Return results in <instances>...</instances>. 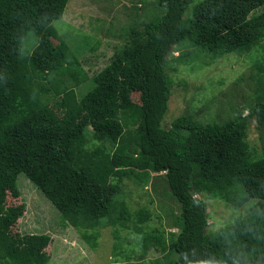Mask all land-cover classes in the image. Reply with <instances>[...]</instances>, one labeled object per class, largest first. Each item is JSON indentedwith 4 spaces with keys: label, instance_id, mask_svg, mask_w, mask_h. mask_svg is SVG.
<instances>
[{
    "label": "trees",
    "instance_id": "trees-1",
    "mask_svg": "<svg viewBox=\"0 0 264 264\" xmlns=\"http://www.w3.org/2000/svg\"><path fill=\"white\" fill-rule=\"evenodd\" d=\"M68 2L0 0V264L49 260V235L12 230L25 208L6 203L20 195L19 173L64 222L85 227L81 234L92 246L99 225L119 235L128 222L150 217L146 207L132 211L117 198L121 181L147 183L162 173L179 204L178 232L142 233L143 251L158 248L167 264H264V209L207 232V205L195 196L234 205L264 200V135L257 154L246 138L251 118L264 127V67L245 114L207 122L182 114L162 125L173 86L166 70L172 46L187 41L213 57L251 52L264 43V0H154L161 13L129 24L123 44L91 77L67 41L51 40L52 22ZM88 79L78 96L76 87ZM50 95L58 96L53 104Z\"/></svg>",
    "mask_w": 264,
    "mask_h": 264
},
{
    "label": "rangeland",
    "instance_id": "rangeland-1",
    "mask_svg": "<svg viewBox=\"0 0 264 264\" xmlns=\"http://www.w3.org/2000/svg\"><path fill=\"white\" fill-rule=\"evenodd\" d=\"M160 13L154 0H69L62 18L52 22L55 32L51 40L55 44L67 41L85 73L91 77L108 63L115 48L123 44L122 31L129 24L146 21L153 14ZM31 44V38H28L26 46ZM178 56L181 60H174ZM187 59L189 62L186 63ZM261 67H264V43L248 53H227L216 57L187 41L172 46L167 55L166 70L173 79V86L162 125L168 127L173 118L182 114H192L202 122L223 121L238 111L245 114L260 92L256 79ZM43 83L54 86L52 81ZM90 83L88 79L76 87L78 96ZM49 97L50 104L58 99V96ZM132 99L139 102V93L133 92ZM262 135L264 127L258 128L251 118L246 138L255 154L261 149ZM152 176L147 183L124 178L122 191L117 196L124 199L132 211L146 207L150 217L137 225L134 221L128 222L126 228L119 230V235L110 224L99 225L98 237L92 246L81 234L86 228L64 222L53 204L23 173H19L20 195L17 198L9 195L6 203H23L25 208L12 230L21 234L49 235L51 240L45 248L49 255L47 264H167L163 252L155 247L143 251L139 241L142 233L155 229L164 230L168 238L178 232L173 220L179 204L171 195L163 174L152 173ZM237 193L244 195L241 189ZM195 196L205 199L207 232L218 231L238 216L264 209V200L259 198L234 205L222 197L203 193Z\"/></svg>",
    "mask_w": 264,
    "mask_h": 264
},
{
    "label": "clouds",
    "instance_id": "clouds-1",
    "mask_svg": "<svg viewBox=\"0 0 264 264\" xmlns=\"http://www.w3.org/2000/svg\"><path fill=\"white\" fill-rule=\"evenodd\" d=\"M200 264H216V262L211 261V260H203L200 262Z\"/></svg>",
    "mask_w": 264,
    "mask_h": 264
}]
</instances>
